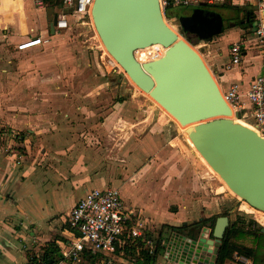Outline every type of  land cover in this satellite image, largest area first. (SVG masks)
<instances>
[{"label":"crops","instance_id":"obj_1","mask_svg":"<svg viewBox=\"0 0 264 264\" xmlns=\"http://www.w3.org/2000/svg\"><path fill=\"white\" fill-rule=\"evenodd\" d=\"M14 1L7 3L0 0V50L2 45L7 44L9 48H14L18 43L38 37L44 41L22 50L14 48L15 51L11 54L15 57L25 51L44 47L50 38H56L77 20L76 16H70L72 24L68 28L54 29L52 32L54 15L58 16L66 10L63 0ZM223 3L235 6L230 8L232 10L238 7L252 11L258 18H262L257 11L255 0H216L207 4L222 7ZM229 25V28L222 29L212 38L207 61L221 91L225 92L232 84H237L241 104L248 109L250 105L246 93L251 79L262 72L261 54L255 45L251 30L245 31L240 26L233 27L244 25L243 22H235V25L229 22ZM237 41L244 42L242 59L238 65L228 68L230 47ZM30 45L32 44L26 46ZM18 68L21 69L20 66ZM69 87V83L58 82L33 85L20 82L3 86L8 92L4 93L3 98L0 97V139L6 145L0 150V200H4L6 205L3 210L0 209V264H36V257H45V249L50 242L55 243L58 259L61 246L72 236L68 223L71 208L91 188L115 187L98 178L96 168L91 166L93 152L84 146L80 135L71 130L70 115L42 112L48 106L39 102L37 90H60ZM53 108L58 109L54 105ZM18 143L22 146L21 153L12 150V144ZM144 174L145 180L115 188L119 192L121 189L128 191L130 187L142 184V187L148 190L151 188L153 193L157 194L155 198L151 196V191H148L146 198L142 190L141 194L133 192L134 198L127 203L120 192L126 206L142 211L154 235L169 232L170 226L190 224L189 222L193 223L204 217L201 215L188 221V214L180 205L168 210L167 202L176 200L180 203L186 200L184 185L181 188L177 183H168L170 186L160 191L156 177L161 173L149 169ZM221 180L224 181L222 178ZM154 189L158 192H154ZM153 203H158L159 206L156 205V208ZM8 208H11V211ZM167 216L177 223H169ZM255 221L261 231L264 227L257 223V219ZM170 232L180 233L175 230ZM181 234L187 235L186 231ZM238 242L245 246H254L250 236ZM145 255L147 254L135 257L129 262L142 264ZM206 255L207 252L204 253V256ZM215 256L216 248L209 264L210 261L214 264ZM238 256L226 260L224 264L229 261L253 264L249 258L246 263L239 262ZM151 264H156L155 259L152 258Z\"/></svg>","mask_w":264,"mask_h":264},{"label":"rangeland","instance_id":"obj_2","mask_svg":"<svg viewBox=\"0 0 264 264\" xmlns=\"http://www.w3.org/2000/svg\"><path fill=\"white\" fill-rule=\"evenodd\" d=\"M204 4L221 15L223 29L230 27L229 22L235 25V22L238 24L241 19H245V9L238 11ZM199 5L202 4L171 7L169 13L164 11V18L202 56L210 69L207 52L212 38L218 34L201 38L185 32L178 21L179 16L190 13ZM252 19H258L256 13ZM238 26L245 31L254 28L252 24L246 23L233 27ZM97 37L91 18H87L84 23L74 22L56 38H50L44 47L16 54V57L11 54L15 51L13 46L9 48L7 44L2 45L0 97L3 98L4 93L8 92L3 88L8 83H69L67 89L37 90V98L40 103L48 106L43 113L70 115L71 130L80 135L84 146L93 152L91 166L96 168L100 180L119 189V186L145 180V171L153 169L155 173H161L156 177L160 191L166 190L170 186L168 183H177L181 188L184 185L186 200L180 203L171 200L166 203V208L173 210L180 205L188 214V221L201 215L204 216L202 219H208L226 214L230 220L236 216L255 218L264 227L262 214L246 209L240 197L225 181L206 169L200 161L203 160L202 156H196L190 149L187 137L189 132L186 130L193 129L194 125L183 131L104 53ZM161 52L160 49L154 52L156 55L141 52V57L158 56ZM53 105L58 109L53 108ZM233 115L236 120L240 119L250 125L249 118ZM19 145L12 144V150L21 153L22 146ZM5 146L0 139V150ZM141 185L130 187L128 191L120 190L127 203L134 198L133 192L141 194V190L146 198L148 191L156 198L157 194L151 188L148 190ZM154 192L158 191L154 189ZM152 205L156 208L159 206L158 203ZM5 207L4 200H0V209ZM167 220L169 223H177L170 216H167ZM209 225L204 227L211 230ZM215 248L208 253L209 260L214 257ZM227 264L237 263L229 261Z\"/></svg>","mask_w":264,"mask_h":264},{"label":"water","instance_id":"obj_3","mask_svg":"<svg viewBox=\"0 0 264 264\" xmlns=\"http://www.w3.org/2000/svg\"><path fill=\"white\" fill-rule=\"evenodd\" d=\"M90 16L102 44L134 84L181 125L194 124L186 131L199 153L241 200L264 212V138L229 118L233 111L212 72L202 56L166 24L159 0H94ZM261 17L264 25V10ZM56 21L57 14L52 32ZM178 21L189 34L201 38L215 36L223 27L221 15L212 10L196 9ZM152 44L165 47L164 54L139 62L135 50ZM229 223L228 215L217 216L209 238L208 227L195 228L190 235L176 233L170 248L181 258L207 262L204 253H211L221 242Z\"/></svg>","mask_w":264,"mask_h":264},{"label":"built area","instance_id":"obj_4","mask_svg":"<svg viewBox=\"0 0 264 264\" xmlns=\"http://www.w3.org/2000/svg\"><path fill=\"white\" fill-rule=\"evenodd\" d=\"M14 1V0H9ZM94 0H63L65 11L57 16L54 29L63 30L72 24L70 16H76V23H84L91 18L90 9ZM214 0H159L160 6L166 8L193 6L210 3ZM257 11L264 10V0H255ZM255 45L260 51L262 72L249 82L246 98L249 108L241 104L238 85L232 84L222 92L233 114L249 118L250 125L264 138V25L261 18L252 30ZM41 38L29 39L18 43L15 49L22 50L43 43ZM34 43V44H33ZM243 41H237L230 47V59L227 67L238 65L242 59ZM27 44H32L26 46ZM153 55L154 52H149ZM134 52L135 58L140 59ZM68 223L72 236L60 248V257L52 264H131L129 260L147 254L155 259L156 264H209L204 259L193 257L181 258L172 252L169 242L176 233L154 235L150 231L149 221L140 209L126 206L120 192L115 187L103 189L91 188L71 208ZM209 228V227H208ZM207 237H210L208 230ZM205 258V256H203ZM248 258L238 256V261L246 263ZM36 264H48L44 257H36Z\"/></svg>","mask_w":264,"mask_h":264},{"label":"trees","instance_id":"obj_5","mask_svg":"<svg viewBox=\"0 0 264 264\" xmlns=\"http://www.w3.org/2000/svg\"><path fill=\"white\" fill-rule=\"evenodd\" d=\"M221 6L225 8H235V6H232L229 3H223ZM236 10L239 11L241 9L237 7ZM164 11L166 14L169 13V8H166ZM245 12V15L250 18L249 24H252V27H255L257 19H252L251 21V17L254 16V13L248 10ZM216 217L217 216L208 219H201L181 226H170L168 229L180 233L186 231V233L190 235L194 231V228L198 229L204 227L206 224H210L209 226L212 229ZM256 225V221L252 217L245 219L243 216H236L234 219H231L221 242L216 246L214 264H224L226 260L232 259L235 255H243L249 258L253 264H264V233L261 232ZM211 234L212 230H210V236ZM247 236L251 237L254 246H245L238 242L240 239H244ZM44 259L48 264H52L57 260L56 246L54 242L47 244ZM151 261L152 258L145 255L142 264H151Z\"/></svg>","mask_w":264,"mask_h":264},{"label":"bare ground","instance_id":"obj_6","mask_svg":"<svg viewBox=\"0 0 264 264\" xmlns=\"http://www.w3.org/2000/svg\"><path fill=\"white\" fill-rule=\"evenodd\" d=\"M5 2H7V3H14V2H10L9 0H4ZM17 1V0H16ZM166 24H168L167 22H166ZM168 26L175 32V34H176V36H177V38H179V39H182V40H184V41H186V39L185 38H183L182 36H180L179 34H178V32L176 31V29H175V27L174 26H171V25H169L168 24ZM96 32V31H95ZM185 32H187V31H185ZM188 33V32H187ZM98 36V35H97ZM98 39H99V37H97ZM187 42V41H186ZM99 43H100V46H101V49L104 51V53L107 55V56H109L110 57V59H112L115 63H116V65L119 67V68H121L120 67V65L117 63V61L114 59V57H112V55L110 54V53H108V51L106 50V48L104 47V45L102 44V42H101V40L99 39ZM188 43V42H187ZM189 44V43H188ZM193 48V47H192ZM161 50L162 52H161V54L160 55H158V56H150L149 58H143V57H141V52H151V51H153V52H156V50ZM164 51H165V47H163L162 45H160V44H152V45H148V46H144V47H141V48H138V49H136L135 50V52L137 53L136 55H137V57L140 59V61H143V62H145V61H150V60H152V59H156V58H158V57H160L161 55H163L164 54ZM205 61V60H204ZM122 69V68H121ZM128 76V75H127ZM128 78L130 79V77L128 76ZM131 80V79H130ZM132 81V80H131ZM133 82V81H132ZM134 83V82H133ZM137 87V86H136ZM138 88V87H137ZM143 94L145 95V96H147L153 103H155L160 109H162V111L170 118V119H172L183 131H184V129L187 127L188 128V126L190 127V126H192V125H194V124H187V125H181L179 122H178V120L172 115V114H170L168 111H166V109H164V107H162L159 103H157V101H155L147 92H143ZM234 115H233V112L229 115V118H231L232 120H234V121H236L238 124H241V125H243V126H245V127H249V128H251L252 130H254L255 132H257L256 130H255V128H253L252 126H250L249 124H247L246 122H244V121H242V120H236L234 117H233ZM187 137H188V135H187ZM180 141V140H179ZM188 141H189V147H190V149L193 151V153L197 156V154H200L199 153V151H198V149L195 147V145L193 144V142L190 140V138L188 137ZM201 155V154H200ZM202 156V155H201ZM195 158V157H194ZM197 158V157H196ZM202 158H203V160H200L202 163H203V165H205V167H206V169H208L209 170V172L210 173H212L214 176H216L218 179L219 178H221L220 177V175H219V173H217L208 163H207V161H206V159L202 156ZM238 196V195H237ZM241 200V199H240ZM242 201V203H243V205L246 207V209H248L249 211H256L257 213H260V214H262V216L264 217V213L261 211V210H258V209H255V208H253V207H250L249 205H248V203L247 202H245V201H243V200H241ZM255 214V213H254ZM257 215V214H256Z\"/></svg>","mask_w":264,"mask_h":264},{"label":"flooded vegetation","instance_id":"obj_7","mask_svg":"<svg viewBox=\"0 0 264 264\" xmlns=\"http://www.w3.org/2000/svg\"><path fill=\"white\" fill-rule=\"evenodd\" d=\"M196 9H201V10H211V9L205 7L204 5H201V6H197L196 8H193L192 11H191L190 13H186V14H184V15H190V14H191L194 10H196ZM249 20H250L249 16L245 15V19H244V20H240V22H243V23H247V24H249ZM222 29H223V27H222ZM201 31H202V30H201ZM203 32H205V30H204ZM205 33H206V32H205Z\"/></svg>","mask_w":264,"mask_h":264}]
</instances>
